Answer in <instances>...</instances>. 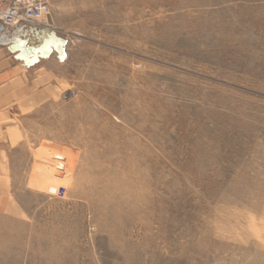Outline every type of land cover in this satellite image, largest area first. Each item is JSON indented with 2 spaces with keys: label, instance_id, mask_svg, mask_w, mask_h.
<instances>
[{
  "label": "rangeland",
  "instance_id": "374dc122",
  "mask_svg": "<svg viewBox=\"0 0 264 264\" xmlns=\"http://www.w3.org/2000/svg\"><path fill=\"white\" fill-rule=\"evenodd\" d=\"M49 6L0 41V264H264V0Z\"/></svg>",
  "mask_w": 264,
  "mask_h": 264
},
{
  "label": "built area",
  "instance_id": "2783aa9c",
  "mask_svg": "<svg viewBox=\"0 0 264 264\" xmlns=\"http://www.w3.org/2000/svg\"><path fill=\"white\" fill-rule=\"evenodd\" d=\"M50 13L49 0H0V28L14 31L43 27ZM57 168L64 166L62 157L57 156ZM60 170V169H58ZM57 197H63L65 190L58 189Z\"/></svg>",
  "mask_w": 264,
  "mask_h": 264
},
{
  "label": "water",
  "instance_id": "95a60500",
  "mask_svg": "<svg viewBox=\"0 0 264 264\" xmlns=\"http://www.w3.org/2000/svg\"><path fill=\"white\" fill-rule=\"evenodd\" d=\"M2 32L4 33L5 30L3 28H0V33H2ZM0 41L4 42V43H11L10 47H11L12 51H21L20 57H22V56L27 57L26 54H29L30 53L29 51L32 52L33 57H35L37 55V53H39L43 57L48 56V54L51 51L50 44L54 43L52 39H48L47 41H45L43 43L42 48H39L38 50L31 48L28 50L27 48H24L23 44L17 39L12 40V39H8V38L0 37Z\"/></svg>",
  "mask_w": 264,
  "mask_h": 264
},
{
  "label": "flooded vegetation",
  "instance_id": "af4514ba",
  "mask_svg": "<svg viewBox=\"0 0 264 264\" xmlns=\"http://www.w3.org/2000/svg\"><path fill=\"white\" fill-rule=\"evenodd\" d=\"M7 31L9 30H6L5 32ZM32 31L33 29L14 30V31H9L8 33L3 34L0 37L12 39V40L17 39L23 44L24 48H27L29 50L33 48L34 40H38L37 36H39V31H34V33H32Z\"/></svg>",
  "mask_w": 264,
  "mask_h": 264
},
{
  "label": "crops",
  "instance_id": "0c3cea01",
  "mask_svg": "<svg viewBox=\"0 0 264 264\" xmlns=\"http://www.w3.org/2000/svg\"><path fill=\"white\" fill-rule=\"evenodd\" d=\"M2 35H3V32L0 34V36H2ZM1 62H3V60H2ZM5 62H7V58H6ZM7 69H8V68H6V74L8 73V72H7Z\"/></svg>",
  "mask_w": 264,
  "mask_h": 264
},
{
  "label": "bare ground",
  "instance_id": "6f19581e",
  "mask_svg": "<svg viewBox=\"0 0 264 264\" xmlns=\"http://www.w3.org/2000/svg\"><path fill=\"white\" fill-rule=\"evenodd\" d=\"M50 14H51V13H50ZM49 17H50V16H48V19H47L48 21H49ZM48 21H47V22H48ZM43 26H44V25H43ZM46 26H47V25H46ZM18 30H21V29H18Z\"/></svg>",
  "mask_w": 264,
  "mask_h": 264
}]
</instances>
